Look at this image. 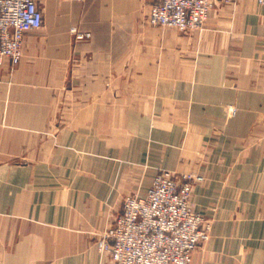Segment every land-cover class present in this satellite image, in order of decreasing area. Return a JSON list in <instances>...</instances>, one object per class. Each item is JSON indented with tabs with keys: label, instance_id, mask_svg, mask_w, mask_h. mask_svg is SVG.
<instances>
[{
	"label": "crops",
	"instance_id": "obj_1",
	"mask_svg": "<svg viewBox=\"0 0 264 264\" xmlns=\"http://www.w3.org/2000/svg\"><path fill=\"white\" fill-rule=\"evenodd\" d=\"M142 2L42 0L0 64V264H111L95 238L163 169L206 178L192 264H264V3L215 0L182 32Z\"/></svg>",
	"mask_w": 264,
	"mask_h": 264
},
{
	"label": "built area",
	"instance_id": "obj_2",
	"mask_svg": "<svg viewBox=\"0 0 264 264\" xmlns=\"http://www.w3.org/2000/svg\"><path fill=\"white\" fill-rule=\"evenodd\" d=\"M214 4L215 0H153L147 18L155 26L198 30ZM42 21L36 0H0V64H18L24 33L40 28ZM73 33L90 37L89 32ZM190 178L180 181L171 171L159 170L145 195H126L96 245L98 253L107 255L111 264H192L194 251L210 237V224L190 204Z\"/></svg>",
	"mask_w": 264,
	"mask_h": 264
},
{
	"label": "rangeland",
	"instance_id": "obj_3",
	"mask_svg": "<svg viewBox=\"0 0 264 264\" xmlns=\"http://www.w3.org/2000/svg\"><path fill=\"white\" fill-rule=\"evenodd\" d=\"M37 2H38V4H39V6H41V2H42V0H36ZM151 3H149V0H143V2H142V6H141V14H142V19L143 20H146L148 23H149V21H148V18H147V14H148V11H149V5H150ZM150 24V23H149ZM152 25V24H151ZM152 26H155V25H152ZM157 27H162V26H157ZM81 32H88V31H81ZM90 33V32H89ZM15 67V66H14ZM13 67V68H14ZM226 112H227V114H228V116H232V115H234V113L236 112V107L235 106H233V105H228L227 107H226ZM163 170H169V169H163ZM169 171H171L172 173H174V175L177 177V178H179V180L180 181H182V178H183V176H190L191 178H190V181H191V183L193 184V191H192V194H191V197H190V204H191V206L193 207V209L194 210H196L195 209V207H194V204H193V197H194V195H195V188H196V186L197 185H199V184H202V183H204V181H205V176H204V174L203 173H200V172H176V171H174V170H169ZM0 192H1V188H0ZM135 193V192H134ZM129 194H132V192H130V193H128V194H124V196H123V198H122V202H123V199H124V197L126 196V195H129ZM197 211V210H196ZM198 212V211H197ZM200 213V212H199ZM202 214V213H201ZM116 215V214H115ZM203 216H204V218H205V220L210 224V232H211V230H212V228H213V224H214V220L211 218H207L204 214H202ZM112 222V221H111ZM105 230H103V231H101L99 234H98V236L95 238V240H94V245H95V247H96V245H97V243L99 242V240L101 239V236H102V233L104 232ZM193 257V256H192Z\"/></svg>",
	"mask_w": 264,
	"mask_h": 264
}]
</instances>
